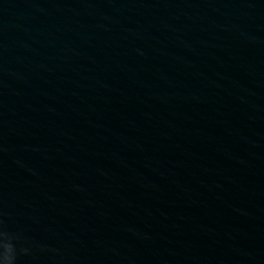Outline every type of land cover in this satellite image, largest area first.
Listing matches in <instances>:
<instances>
[{
	"label": "water",
	"instance_id": "obj_1",
	"mask_svg": "<svg viewBox=\"0 0 264 264\" xmlns=\"http://www.w3.org/2000/svg\"><path fill=\"white\" fill-rule=\"evenodd\" d=\"M0 233L15 264H264V0H0Z\"/></svg>",
	"mask_w": 264,
	"mask_h": 264
},
{
	"label": "clouds",
	"instance_id": "obj_2",
	"mask_svg": "<svg viewBox=\"0 0 264 264\" xmlns=\"http://www.w3.org/2000/svg\"><path fill=\"white\" fill-rule=\"evenodd\" d=\"M3 241H0V264H15V249L7 234L0 233Z\"/></svg>",
	"mask_w": 264,
	"mask_h": 264
}]
</instances>
